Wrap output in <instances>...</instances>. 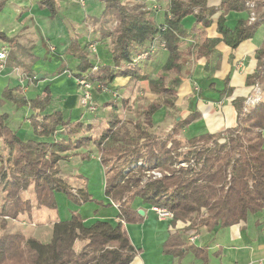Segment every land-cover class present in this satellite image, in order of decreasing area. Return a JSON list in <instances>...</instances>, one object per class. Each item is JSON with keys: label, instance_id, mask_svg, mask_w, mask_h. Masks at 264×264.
Here are the masks:
<instances>
[{"label": "trees", "instance_id": "trees-1", "mask_svg": "<svg viewBox=\"0 0 264 264\" xmlns=\"http://www.w3.org/2000/svg\"><path fill=\"white\" fill-rule=\"evenodd\" d=\"M99 1L103 2L102 14L115 22L111 29L101 33V37L109 39L111 64L92 63L87 43L80 46L72 39L68 52L78 60L72 76L111 89L117 78L126 80L124 86L131 81L143 82L145 90L155 96V100L141 109V119L134 122L131 132L113 113L96 142L102 165H106L112 155L121 161L112 176L108 175L110 171H105L107 203L101 204L110 205L111 199L117 201V220L87 222L85 216L73 211L70 217L53 222L50 240L45 243L21 232H3L0 234V264H131L138 249L124 225L142 221L131 205L136 197L149 206L169 210L171 228L178 223H189L188 228L203 226L211 231L215 227L244 222L249 214L264 209V94L254 105L247 108L245 105L254 86H260L264 93V38L255 51V69L245 76L244 83L250 91L231 100L236 112L234 125L219 132L188 137L183 151L175 135L199 117L196 110L185 117L176 116L172 132L165 138L151 132L155 114L162 107L171 109L176 105L179 88L191 76L193 61L208 62L220 42L233 50L254 35L264 20V0H219L216 6L210 5L208 0H154L165 3L161 23L156 20L154 10L142 2ZM247 1H252V8ZM3 5L4 2H0V11ZM36 6L48 12L50 18L57 15V0H37ZM231 11H253L255 20L237 18L229 22L226 17ZM210 27L216 35H207ZM154 40L163 42L167 55L152 75L145 69L146 63L137 61L136 57L148 51ZM0 41L19 47L14 37L1 31ZM187 41L190 43L181 48ZM64 69H58L57 74ZM28 74L32 82L37 81L29 70ZM224 83L227 85L228 78ZM223 91L230 95L232 89L228 87ZM0 100L16 108H28L27 119L36 137L19 138L6 123L8 115L0 113V139L4 150H8L0 155V177L5 191L0 216L16 218L29 211L30 203L20 198V192L30 183H34L36 203L41 207L56 210V192H62L79 204L92 201L86 186L73 193L56 177V165L68 151L94 142V138L81 134L86 126L82 122H70L60 110L45 111L51 101L48 87L42 95L28 98L20 85L6 86ZM103 104L116 106L113 100ZM80 155L82 159L89 156L87 152ZM151 169L159 171L161 176L145 178L144 171ZM183 245L180 235L172 232L163 249L177 255L181 254ZM191 249L199 254L197 249Z\"/></svg>", "mask_w": 264, "mask_h": 264}, {"label": "crops", "instance_id": "crops-1", "mask_svg": "<svg viewBox=\"0 0 264 264\" xmlns=\"http://www.w3.org/2000/svg\"><path fill=\"white\" fill-rule=\"evenodd\" d=\"M81 1L83 5L79 8L77 0H57L58 11L53 18H50L45 10L38 12L37 10L40 9H35L37 0L3 1L5 5L1 10L10 9L13 14L8 18L13 17L14 19L11 18L8 24L0 22V31L6 36L15 37L19 47L0 41V50H5L7 53L4 60L5 67L0 70V97L3 88L16 85L21 86L28 98L42 95L46 87L50 89L51 96H53L52 85L57 80L61 85L67 84V87L62 95L52 99L45 111L60 110L70 122H81L85 119V123H88L87 115L78 103L79 91L76 78L72 76L78 60L68 52L70 40L76 39L80 46L86 43L92 46L91 43H95L93 45L97 48L95 49L96 56H89L94 64H111V55L108 50L109 39L99 36V32H102L101 27L107 25L102 22L103 2L99 0ZM208 1L210 5L216 6L219 0ZM150 2L155 6L153 10L156 20L161 23L165 8L164 1L150 0ZM159 12H161V20L157 17ZM218 13L219 11L213 18ZM248 16L247 12L231 11L226 18L229 22H234L237 18L248 19ZM206 32L209 36L216 35L211 27ZM252 37L240 43L233 50L220 42L216 45L212 58L208 62L205 60L192 62L191 76L182 83L176 101L177 104L181 96L187 95L185 92L188 86H192L195 82L199 83V81L205 82L206 86L198 90L199 96L194 100L195 106L193 105L192 109L199 113V117L186 127L191 136L204 132H219L234 125L236 112L231 100L236 96H245L250 91L244 80L245 76L255 69V51L261 45L264 34L257 47L250 45ZM188 43L190 41L184 42L181 48L186 47ZM44 49H48L51 53L56 52V59L62 60L65 66L61 73L50 78L43 75L45 74L43 67L38 70L32 68L34 62L41 59L40 52ZM166 55V50L162 48L149 61L156 65L155 61L160 60L161 62L157 64L158 70L165 61ZM145 69L149 72L147 63ZM28 70L31 72V77L37 79L36 82L30 81ZM226 78H228L227 85L224 83ZM133 82L135 81L124 86L126 80L117 78L112 86L117 88L121 85L120 89L131 91ZM138 83L144 84L143 82ZM228 87L232 89L230 95L227 91H223ZM145 93L155 97L146 90ZM203 96H205L204 99H202ZM107 99L103 95L100 98L101 102ZM213 103H217V106ZM216 109L217 113L214 111ZM191 111L186 112L183 117ZM0 113L8 115L6 123L19 138L36 139L27 119L29 115L27 107L16 108L12 103L0 100ZM262 135L264 138V130H262ZM67 160L68 158L62 161ZM83 173L86 177V171ZM106 200L105 203H107ZM131 205L137 211H143L139 214L142 217L141 222L130 223L131 226L124 225L130 226L127 229L128 236L134 247L138 249L131 264H257L264 257V209L249 214L244 222L226 227H215L210 231L203 226L188 228L189 223H178L171 228L168 220L158 219L150 209L151 206L144 204L137 197ZM106 207L109 209L103 208L108 210L96 213L95 217L116 221L118 209L113 204ZM110 209L114 211H109ZM84 216L87 222L93 221L92 217L89 219L88 215ZM53 222L55 221H52L51 226ZM172 232H177L184 242L181 254L166 253L163 249V244ZM33 237L38 239L35 235ZM191 248L197 249L199 254Z\"/></svg>", "mask_w": 264, "mask_h": 264}, {"label": "rangeland", "instance_id": "rangeland-1", "mask_svg": "<svg viewBox=\"0 0 264 264\" xmlns=\"http://www.w3.org/2000/svg\"><path fill=\"white\" fill-rule=\"evenodd\" d=\"M3 1L4 0H0V2ZM77 1L79 3L78 7L82 8L83 5L82 1L81 0H77ZM124 1H129L131 3L142 2L147 8H152V9H154L153 7H155L153 3L150 2V0H124ZM247 3H252V2L247 1ZM35 9L37 10L38 7L37 8L35 7ZM37 11L42 12L41 9ZM12 14L13 13L10 12V9L5 8L4 10H1L0 22L3 24H8L11 18L12 20L14 19L13 17L8 18ZM102 16L104 17V18L102 17L103 18L102 22L107 23V25H103V27H101L102 32H99L100 37H101V33H104L106 32V30L111 29L115 24V22L109 16L103 14ZM157 17L159 18L158 20H161V12L158 13ZM188 21L189 20L186 21V24L188 23ZM107 27L109 29H107ZM263 34H264V22L252 37L250 45H254L255 47H257L258 43L262 39ZM157 43L158 40L155 41V44ZM91 44L92 46L90 47V44L87 43L88 56H96L95 55L96 52L92 51L93 49H91L94 48L93 44L95 43L92 42ZM160 49H162V47L156 49V52L159 51ZM155 53H152L150 57L146 56L145 58L141 57L140 59L142 60V63L145 62L148 64L149 72L152 75H155L158 68L157 64L161 62L160 60H157L155 61L157 64L154 65L149 61L150 58L154 56ZM40 54H41L40 55L41 59L35 61L34 64L32 65V68L38 70L39 68L43 67V70H45L44 71L45 74L43 75L45 77L47 76L50 78L57 74L56 71L58 69H60L61 71L62 67H65L62 64L63 63L62 60L60 61L56 59V52L51 53L48 49H44L40 52ZM81 80L87 82L86 84L88 85L90 91V106H93L92 110L90 108L88 109L87 107L83 108L80 106L82 111H84L88 116V117L86 116V118H88V123H85V119L81 121L86 126L84 128L85 131L83 129L81 134L85 133L90 138L92 139L94 138V142H91L89 145L85 147L83 146L73 151H68L66 153L67 156L64 159H62L65 160L68 158V160L65 162L60 160L56 165L58 169L56 173V177L63 180L72 189L73 193H78L79 188H83L86 186L88 192L91 193L92 195L91 196L92 201L79 204L73 199L68 198L62 192L61 193L56 192L55 199L57 203V209L52 210L46 207H41L38 206L36 203L34 183H30L26 188H24L20 192V198L30 203L29 211L20 213L16 218H10L8 216H0V234L3 232H8V233L21 232L27 236L35 235L38 237V239L41 242L45 243L48 242L51 237V230H49V228L51 229L50 226L52 221L68 218L72 215L73 211L78 212L80 215L83 214L88 215L89 219L92 217V220H94L97 219V217H95L96 213H101L102 210L109 209L108 207H106L107 205H101L103 203L105 204V199H106L104 194V183L106 176L105 171H110V173L108 172V175L112 176L119 169L121 161H117L119 158L118 156L112 155L110 161H108L106 165H102L100 163L99 153L97 152L96 149V142L101 137L103 131L108 126V122L111 119L113 113L117 114L118 118H120V120L122 121V125L125 126L127 130L131 132L132 125L134 124V122L141 119V116H139L141 109L144 108L150 101L155 100V97H151L149 94L145 93V85L139 84L138 82H133L131 91L130 90L125 91L123 88L120 89L121 85H119V87L117 88L114 87L111 89L105 87L102 84H99L98 82L91 83L83 78H76L77 83ZM204 83L205 82L199 81V83L195 82L192 84V86H188L187 91L185 92L187 93V95L181 96L180 101L173 108L166 109L165 107H162L155 114V119H154L155 121L153 128L151 129V132H153V134H155L158 137H163V138L167 137V135L172 132L174 118L176 116L183 117L186 112L191 111L193 109L194 100L199 96L198 90H201L203 87L206 86V84ZM65 85H61L60 82L57 80L55 83H53L52 85L53 96H51V101L49 105L51 104L52 99H55L64 93L67 84ZM83 88L81 87V85L80 87L78 86V91H79L78 100ZM261 93L262 95L264 94L263 91H261ZM102 95L104 98H108V100H113L116 106H112V105L104 106L103 102H101L102 100H100ZM204 98L205 96H203L202 99ZM123 99L125 100L122 101ZM108 100L104 102H108ZM216 104L214 105L217 106ZM214 111L217 113L218 110L216 109ZM190 136L191 133L187 130L186 127L181 129L179 133L175 135V137L181 141L182 144L181 151L186 150L187 148L186 139ZM4 148H5L4 144L0 139V155L1 154L5 155L6 153H8V150L7 149L4 150ZM83 152H87L89 154V156L85 159H82L83 157L81 158V156L83 155H80ZM134 166L135 164L132 167ZM127 169L128 168L123 170L122 174H124V176L127 175L126 173L128 171ZM83 171H86V177L84 176ZM144 173H145L144 175L145 178L147 176H152L151 173L148 172V170H145ZM4 202H5V191H4V185L1 182V177H0V207ZM116 202L117 201L115 200L113 201L111 199L112 204L115 205ZM103 208H108V209H103ZM109 211H114V210L110 209ZM1 221H3V225ZM126 225H130V223L128 224L126 223ZM130 226L127 227L124 226L126 227V231Z\"/></svg>", "mask_w": 264, "mask_h": 264}, {"label": "built area", "instance_id": "built-area-1", "mask_svg": "<svg viewBox=\"0 0 264 264\" xmlns=\"http://www.w3.org/2000/svg\"><path fill=\"white\" fill-rule=\"evenodd\" d=\"M247 5L252 8L253 6V3H247ZM248 20L249 22H252L255 20V13L253 11H251L249 13V16H248ZM155 41L154 40L151 45H150V48L148 49V51L146 50L145 52H143L142 54L138 55L136 57V60L137 61H140L141 57L145 58L146 56H149L150 54L156 52V49H158L159 47H162L163 48V42H160L158 41L157 44H155ZM91 47V46H90ZM93 49L92 51H95V47L94 48H91ZM6 51L5 50H0V70H3L4 69V60L6 58ZM142 58V59H143ZM87 82L81 80L77 83V86L83 88L82 91H81V95L79 97V100H78V103H79V106L83 107V108H90L92 110L93 106H90V91H89V88H88V85L86 84ZM262 93H261V90H260V86L256 85L254 86L251 94L247 97L246 101H245V105H246V108L248 106H252L254 105L255 103H257L261 97H262ZM140 163L138 162L137 165H139ZM148 172L151 173L152 177H160V172L157 171L156 169H151L150 171L148 170ZM114 205V204H113ZM114 206H118V203H116ZM155 214L156 216L158 217V219L160 220H170L172 218V214L169 210H167L166 208L164 207H159V206H151L150 208ZM257 264H264V257L262 259H260Z\"/></svg>", "mask_w": 264, "mask_h": 264}, {"label": "water", "instance_id": "water-1", "mask_svg": "<svg viewBox=\"0 0 264 264\" xmlns=\"http://www.w3.org/2000/svg\"><path fill=\"white\" fill-rule=\"evenodd\" d=\"M138 213H139V214H142V213H143V211H142V210H139V211H138Z\"/></svg>", "mask_w": 264, "mask_h": 264}]
</instances>
